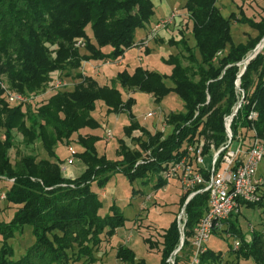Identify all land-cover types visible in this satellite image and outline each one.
Instances as JSON below:
<instances>
[{
	"label": "trees",
	"instance_id": "trees-1",
	"mask_svg": "<svg viewBox=\"0 0 264 264\" xmlns=\"http://www.w3.org/2000/svg\"><path fill=\"white\" fill-rule=\"evenodd\" d=\"M217 1L186 0L184 8L191 22L194 50L182 39L171 41L173 46H182L188 65H183L182 57L169 55L164 60L171 67L169 75L136 67L132 73L117 72L108 85L76 72L74 78L80 82L72 90L51 91L36 108L9 106L0 90V130L3 131L0 181L8 182L7 190L0 196L15 208L9 222L0 221V264H94L96 248L127 221L114 203L101 214L105 205L99 192L113 176L121 175L129 185L136 181L146 184L148 178L155 177L156 189L161 188L165 182L159 173L178 157L186 144L201 138L215 148L224 143L223 118L236 101L237 64L263 38L264 17L257 22L245 17L238 21L233 13L224 17ZM154 13L152 0H0V77L6 79L9 89L36 95L47 89L53 73L69 77L79 70L83 61H113L122 56L134 43L135 31L144 28ZM233 20L256 30V37L234 43L230 33ZM78 39L84 41V55L75 47ZM104 48L109 51H103ZM263 82L264 48L247 64L240 78L246 92L253 89L249 103H255L259 114L255 126L260 135L264 131ZM115 84L151 95L156 104L174 94L183 103L184 112L167 117L166 125L171 128L167 135L159 131L150 134L132 114L134 99L123 101ZM97 102L109 114L126 115L128 124L122 129L123 136L137 143V148L131 149L124 139L118 140V161L99 155L95 148L98 135L82 132L100 127L92 116ZM248 110L246 106L233 119V136L238 133V127H249ZM14 132L21 135L25 148L39 143L47 159L37 160L35 155L28 154L11 163L9 151L14 148ZM60 144L80 149L75 150V156L85 169L75 179L62 174V160L55 153V147ZM139 161L142 163L137 164ZM188 194L179 198L180 209ZM263 201L264 197L260 203L246 208L261 207ZM207 205L206 193L193 196L185 205L184 241L174 264L188 261L189 239ZM238 217L227 220L223 231L214 232H230L240 240L236 251L228 247L231 259L223 260L222 253L207 248L200 264L221 261L238 264L247 259L264 264V234L251 230L246 241ZM24 227L34 242L20 257L14 258L13 247L8 242ZM160 239L159 244L150 247L160 248L157 264H169L167 260L180 241L176 218L163 229ZM115 259L123 264H143L126 246L117 247Z\"/></svg>",
	"mask_w": 264,
	"mask_h": 264
},
{
	"label": "rangeland",
	"instance_id": "rangeland-1",
	"mask_svg": "<svg viewBox=\"0 0 264 264\" xmlns=\"http://www.w3.org/2000/svg\"><path fill=\"white\" fill-rule=\"evenodd\" d=\"M154 4V15L150 22L142 29H137L135 32L143 33L148 29H152L154 24L167 17L170 13H178V17L172 25L160 31L159 34L154 37L153 42L156 44L163 54H159L156 60L163 62V57L169 55H178L182 57V63L184 66L188 65V61L183 58L187 54L184 52L181 45H172V42H178L181 39L184 40L188 47L194 50V40L191 34V22L189 21L188 13L186 12L184 5L186 0H152ZM217 7L222 12L224 17L233 13L236 19L239 21L242 17H245L251 21H259L264 17V0H219ZM233 20L231 26V37L234 43H245L249 38H255L257 31L252 29L247 24H241L238 21ZM89 36H91V30L86 28ZM143 41V40H142ZM142 41L140 43H142ZM135 45V42L132 46ZM138 45V44H137ZM131 46V47H132ZM130 47V48H131ZM138 47V46H137ZM81 55L86 54L84 49L79 50ZM172 54H169V53ZM196 57H198L197 51H195ZM118 60V59H117ZM106 61H101L102 63ZM111 61V60H108ZM160 65V64H159ZM160 69H166L161 67ZM118 67L112 63L107 67H98L94 74H98L96 77L100 83L111 84V81L115 79ZM76 72L81 73V67L79 70L72 72L71 76L66 77L63 74L58 75L53 73L51 79L47 84V88L55 79L66 83L64 90L70 91L73 89L75 83L80 82L74 78ZM0 83L7 84L4 77H0ZM68 83V84H67ZM170 85L169 82H167ZM132 91V90H128ZM44 91L38 92L33 100L23 107L36 108L42 104ZM133 98L135 99L134 108L132 113L135 118L140 122L142 116L151 111L154 113V117L157 120V126L164 128V135H167L171 128L166 125V119L169 115L183 113V103L174 95L172 99L167 97L163 99V103L157 106L147 96V94L140 93L138 91L133 92ZM29 95V94H28ZM132 97V95H131ZM127 99L126 96H123ZM97 108L95 111V119L99 121L101 126L94 130L93 133L99 136V140L95 143L97 152H101L106 159L110 161H118L120 157L117 154L118 140L123 138V131H121L124 125L123 121L115 123L116 115L113 113H107L105 106L102 103L97 102ZM94 115V114H93ZM123 119V118H121ZM109 130L112 133V139L107 141L105 138V131ZM157 132V130H156ZM3 131L0 130V138H2ZM135 136L139 134L135 133ZM131 149L137 148V143L130 141L127 138H123ZM22 137L18 132H14V148L9 151V159L11 163H15L21 157L33 154L37 160L47 159L45 152L41 149L39 143H35L32 148H25L21 143ZM61 147L57 148L58 157L67 159L69 154L65 145L60 144ZM65 147V148H62ZM74 150H80L78 146L73 147ZM33 149V150H32ZM147 155V153H145ZM80 167H85L84 164L74 156L71 165L62 167V174L67 179H75L82 172ZM146 184L143 181H136L129 185L124 177L121 175H115L107 183L105 188L100 191L103 195H99L105 208L101 211L104 214L112 203H114L123 213L127 221L125 225L120 228V237L113 238L111 240L104 238L103 242L94 251L95 262L94 264H123L115 259V252L117 247L124 245L129 248L135 255L136 259L142 261L143 264H157L160 260V248L150 247V244H159L161 239V233L169 223L176 218L177 220L182 217V209L179 206V198L183 195V192L177 184L171 185L165 192H160L156 189L157 179L150 177L146 180ZM156 183V184H155ZM8 188V182L0 181V194L5 193ZM162 188V187H161ZM116 191V192H115ZM115 192V194H114ZM1 197V196H0ZM15 208L10 206L5 199H0V221L9 222L12 218V214ZM239 228L246 234V240H249V232L251 230L260 231L264 234V201L263 206H256L255 208L241 209V214L238 217ZM126 231H124V230ZM125 234L129 236V241L125 244ZM232 238H225L223 233H213L207 247L213 252H220L223 254V260L231 259L229 255V246L232 245ZM34 242L33 237L29 234V230L24 227L19 233H16L13 239L9 240V244L13 247L14 258L20 257L26 250V248ZM234 260V259H233ZM231 264V263H230ZM238 264H254L251 259L240 260Z\"/></svg>",
	"mask_w": 264,
	"mask_h": 264
},
{
	"label": "built area",
	"instance_id": "built-area-1",
	"mask_svg": "<svg viewBox=\"0 0 264 264\" xmlns=\"http://www.w3.org/2000/svg\"><path fill=\"white\" fill-rule=\"evenodd\" d=\"M178 17V13L172 12L164 19L157 21L149 33L142 39V48L153 41L160 31L172 25ZM75 47L84 49V41L78 39ZM264 42L252 54L249 52L248 63L259 53H262ZM237 64L239 71L234 81V93L236 101L231 108V112L224 116L223 127L226 140L218 148L212 144H207L203 139H196L184 146L178 157L165 165L159 173L161 180L168 185L171 182L178 184L185 193H189L187 199H191L197 194L206 193L208 196L207 210L204 212L199 223L193 230V235L189 239L190 254L185 264H200V258L207 249V244L214 232L223 231L226 228L225 222L236 215L241 214V209L250 204H258L264 197V131L260 135L256 129L255 122L259 114L255 109V103H249L250 92H246L240 83V78L246 69L245 59ZM116 60V59H115ZM114 61V60H113ZM89 61L81 64V74L84 75V67ZM111 61H104L102 66L112 64ZM95 70L93 65H90ZM66 83L55 79L43 93L49 94L51 91L64 90ZM264 87V82H263ZM2 98L9 106L27 105L35 97L33 94H21L9 89L7 84L0 83ZM209 98L207 97L206 102ZM248 106L249 110L246 120L249 122L248 128L238 127V133L233 136L231 124L237 117L239 111ZM197 113H195V116ZM153 112L145 115V118H152ZM107 141L112 139V133L105 131ZM69 157L65 160L66 165H71L76 154L72 146L66 147ZM142 163L139 161L137 164ZM136 164V165H137ZM0 198H3L1 195ZM186 217L182 211V217L177 220L180 234L179 245L167 262L174 264V257L183 246L184 225ZM225 238H234L230 246L236 251L240 246V240L230 232H223ZM249 241V240H246ZM179 247V246H178ZM210 264H223L212 262Z\"/></svg>",
	"mask_w": 264,
	"mask_h": 264
},
{
	"label": "crops",
	"instance_id": "crops-1",
	"mask_svg": "<svg viewBox=\"0 0 264 264\" xmlns=\"http://www.w3.org/2000/svg\"><path fill=\"white\" fill-rule=\"evenodd\" d=\"M219 1V0H218ZM217 1V2H218ZM217 5V3H216ZM222 13V12H221ZM151 29H148L147 31L143 32V33H140V32H135V36H134V42H135V45L132 46L131 48L127 49L124 54L120 57H118L116 60L114 61H111L113 62L117 67H118V71L117 72H121L123 70L127 71L128 73H132L133 70L136 68V67H142V68H145V69H149V70H154V71H157L159 73H162V74H165V75H169L170 74V70H171V67L170 66H167L165 63H164V60H166L168 57H163V62L162 61H158L156 60V57H158L159 54H163L159 47L154 44L153 41L149 42L147 44L146 47L142 48V44L143 43H140L142 41V39L149 33ZM159 34V33H158ZM143 42V41H142ZM138 44V45H137ZM138 46V47H137ZM103 51L105 52H108L109 51V48H104ZM169 54H172L171 52ZM101 61H89L87 63V65L84 67V71H85V76H89V77H92L93 79L97 80V76L98 74H94L95 70H97L98 67H107V66H102L101 65ZM160 64V65H159ZM90 65H93L95 67V70H92L91 66ZM160 66L162 67H165L166 69H160ZM116 72V73H117ZM98 81V80H97ZM100 83V81H98ZM68 84V83H67ZM76 84V83H75ZM100 84H103V83H100ZM115 88L121 93V96H122V99L123 101H125L126 99L123 98V96H126V98L128 99L129 97H131L132 95V99L133 98V94L132 91H128V89H122L118 84H115ZM154 104H156L154 102V99L151 95H147ZM172 95H168L167 96V100L168 99H172ZM135 101V99H134ZM101 103V102H99ZM163 103V100L159 103V104H156L157 106H160L161 104ZM97 105V103H96ZM97 108V106H96ZM133 108L134 106H132L131 108V111L132 113L133 112ZM106 109V108H105ZM96 111V110H95ZM95 111L93 112L92 116L93 118L95 117ZM150 111H147L143 116H142V120L139 122L136 118V120L138 121L139 125L141 127H143L145 130H147L150 134H154L157 130V132H163L164 133V128H161L160 126H157L156 127V124H157V120L158 119H155V117L153 116L152 118H145V115L147 113H149ZM116 115V119H115V123H118L119 121H123L124 125L122 126V129L124 126H126L128 124V120H127V117L125 114H114ZM123 118V119H121ZM99 122V121H98ZM101 126V124H100ZM121 129V131H122ZM83 133H89V134H94L92 130H83L82 131ZM124 138V136H123ZM122 138V139H123ZM61 147L60 145L56 146L55 147V153L57 155V148ZM62 148H65V147H62ZM79 151V150H78ZM99 155L103 154L101 152H99ZM58 157V155H57ZM60 160L61 158L58 157ZM78 159V158H77ZM65 158L63 159L62 158V162H61V168L62 167H66V164H65ZM85 169V167H80L79 170L81 172H83ZM79 176V175H78ZM158 183V181L156 182ZM155 183V184H156ZM174 184H177L175 182H171L169 183L168 185H165L163 186L162 188H157L159 193L160 192H165L167 189L170 188L171 185H174ZM178 185V184H177ZM179 187V186H178ZM102 191V190H101ZM116 192V191H115ZM114 192V194H115ZM101 195H103V192H100ZM125 217V216H124ZM120 229V228H119ZM119 229H117L114 233V235L109 238V240L113 239V238H118L120 237V232L118 231ZM124 230V229H123ZM125 231V230H124ZM126 232V231H125ZM124 237V243L126 244L130 237L129 236H126L125 237V234L122 236ZM120 246H124V245H120ZM208 248V247H207Z\"/></svg>",
	"mask_w": 264,
	"mask_h": 264
},
{
	"label": "water",
	"instance_id": "water-1",
	"mask_svg": "<svg viewBox=\"0 0 264 264\" xmlns=\"http://www.w3.org/2000/svg\"><path fill=\"white\" fill-rule=\"evenodd\" d=\"M263 42H264V36H263V38L260 40V42L256 45V47L252 50V54L257 50L258 46H259L260 44H262ZM248 60H249V57H246V59H245V64H246V65L248 64ZM189 200H190V199H187V200L185 201V203H184V205H183V207H182V211H184V207H185V205L188 203ZM180 246H181V244L179 245L178 249L180 248Z\"/></svg>",
	"mask_w": 264,
	"mask_h": 264
}]
</instances>
